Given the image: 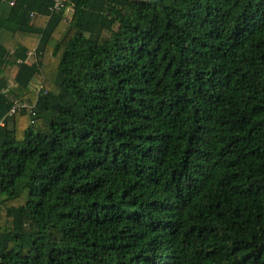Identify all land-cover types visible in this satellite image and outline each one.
I'll use <instances>...</instances> for the list:
<instances>
[{
    "label": "trees",
    "instance_id": "1",
    "mask_svg": "<svg viewBox=\"0 0 264 264\" xmlns=\"http://www.w3.org/2000/svg\"><path fill=\"white\" fill-rule=\"evenodd\" d=\"M64 1L0 0V264H264V0Z\"/></svg>",
    "mask_w": 264,
    "mask_h": 264
},
{
    "label": "built area",
    "instance_id": "2",
    "mask_svg": "<svg viewBox=\"0 0 264 264\" xmlns=\"http://www.w3.org/2000/svg\"><path fill=\"white\" fill-rule=\"evenodd\" d=\"M64 0H54L53 2V5L51 6V8L49 9L50 10V13L51 14H57V13H60L65 7H64ZM10 5L12 6L13 3H10ZM67 10V9H66ZM27 62L30 61V62H36V53L35 52H29L27 53ZM18 63H21L20 61ZM42 91V86L39 84V86L37 87L36 89V95L39 94V92ZM35 108V105H27V104H23L21 102H18V101H11V108L10 110L7 112V114L0 120V127H3L5 121L8 119V118H11L13 117L14 115L16 114H19L21 113L22 111L24 110H29L30 113H31V116H35V113L33 111V109Z\"/></svg>",
    "mask_w": 264,
    "mask_h": 264
},
{
    "label": "rangeland",
    "instance_id": "3",
    "mask_svg": "<svg viewBox=\"0 0 264 264\" xmlns=\"http://www.w3.org/2000/svg\"><path fill=\"white\" fill-rule=\"evenodd\" d=\"M70 17H71V9L69 8V9H67V10L65 11V18L70 19ZM2 41H3V43L7 46V48H8L10 51L13 50L14 47L16 46L15 43H14V42L10 39V37H8V36H5V35H4ZM37 84H38L37 82H33V84H32V88H34ZM8 85H9L10 87H12L11 82H9Z\"/></svg>",
    "mask_w": 264,
    "mask_h": 264
},
{
    "label": "water",
    "instance_id": "4",
    "mask_svg": "<svg viewBox=\"0 0 264 264\" xmlns=\"http://www.w3.org/2000/svg\"><path fill=\"white\" fill-rule=\"evenodd\" d=\"M157 1H161V0H149L150 3H154V2H157Z\"/></svg>",
    "mask_w": 264,
    "mask_h": 264
},
{
    "label": "crops",
    "instance_id": "5",
    "mask_svg": "<svg viewBox=\"0 0 264 264\" xmlns=\"http://www.w3.org/2000/svg\"><path fill=\"white\" fill-rule=\"evenodd\" d=\"M11 52H13V50H11Z\"/></svg>",
    "mask_w": 264,
    "mask_h": 264
}]
</instances>
